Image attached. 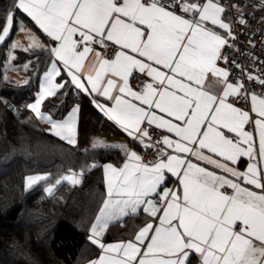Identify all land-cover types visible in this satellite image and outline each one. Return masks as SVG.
<instances>
[{
  "label": "snow or ice",
  "instance_id": "snow-or-ice-1",
  "mask_svg": "<svg viewBox=\"0 0 264 264\" xmlns=\"http://www.w3.org/2000/svg\"><path fill=\"white\" fill-rule=\"evenodd\" d=\"M233 7L245 24L241 7ZM225 12L219 0H13L0 20V43L17 13L53 42L41 44L29 32V46L21 48L52 57L38 98L28 106L50 125L51 135L77 145L78 105L60 121L41 112L44 100L69 82L57 81L63 72L123 132L158 152L145 161L127 145L94 141L93 147L119 148L126 160L122 167L103 166L107 193L89 237L102 254L90 264H264V67L253 74L236 64L249 83L261 86L259 92L218 67V61L228 62L222 55L225 46L233 47L228 38L235 39ZM15 59L10 51L9 60ZM136 73L150 78L139 90L131 84ZM97 96L111 104H100ZM240 100L250 103L254 117L235 106ZM153 126L174 138L153 142ZM241 158H247L246 170L230 166ZM168 174L176 188L167 187ZM61 179L81 183L75 173L55 184ZM41 180L48 176H29L26 186ZM53 187L46 191L52 194ZM141 207L152 220L132 240L101 242L112 223Z\"/></svg>",
  "mask_w": 264,
  "mask_h": 264
},
{
  "label": "trees",
  "instance_id": "trees-1",
  "mask_svg": "<svg viewBox=\"0 0 264 264\" xmlns=\"http://www.w3.org/2000/svg\"><path fill=\"white\" fill-rule=\"evenodd\" d=\"M12 5L13 0H0V20ZM18 19L27 20L21 13L16 14L15 24ZM5 46L0 44L1 54ZM31 53L19 51L15 60H30L27 83L0 80V257L8 264H80L98 252L88 240V229L105 196L101 165L118 162L120 157L108 149L91 148L102 115L92 96L73 90L68 83L52 100L59 101L56 117L73 103L79 106L76 146L22 121L30 114L28 104L51 58L47 51ZM58 80L62 81V76ZM51 103L45 101V107ZM8 104L20 115L16 116ZM84 168L90 170L86 195L64 182L50 196H45L39 186L28 190L23 186L27 174L46 172L52 179L70 169ZM112 227L106 231L105 241L125 237L133 230Z\"/></svg>",
  "mask_w": 264,
  "mask_h": 264
},
{
  "label": "built area",
  "instance_id": "built-area-1",
  "mask_svg": "<svg viewBox=\"0 0 264 264\" xmlns=\"http://www.w3.org/2000/svg\"><path fill=\"white\" fill-rule=\"evenodd\" d=\"M219 2L226 8L224 16L232 26L235 39L228 38L229 44L233 45V47L225 46L222 49V55L228 57V62L225 63L223 60L218 62L230 71V80L235 81L238 77H243L244 83L250 91L255 90L259 92L261 86L249 83L246 74L242 73L241 68L256 74L261 67H264L261 64L264 61V0H219ZM233 5L241 7L242 15L246 20L245 24L239 23L240 14H238L237 9ZM177 11L178 14H182L179 12V9ZM225 36L227 37V34ZM96 50L105 51L98 46ZM107 51L110 52L111 49ZM250 56L252 57L251 60L249 59ZM233 60L236 61L235 64ZM236 64L241 65V68H237ZM136 76L139 79L131 81L134 89L139 90L142 87V82L146 83L150 81V78L144 77L142 74L136 73ZM247 105L248 103H245L243 100L236 103V106L241 108H245ZM149 131L153 142L165 135L163 131L155 127L150 128ZM159 147L161 146L159 145ZM137 154L141 155L145 161H151L158 157L156 148L149 149L144 146L137 151Z\"/></svg>",
  "mask_w": 264,
  "mask_h": 264
},
{
  "label": "crops",
  "instance_id": "crops-1",
  "mask_svg": "<svg viewBox=\"0 0 264 264\" xmlns=\"http://www.w3.org/2000/svg\"><path fill=\"white\" fill-rule=\"evenodd\" d=\"M21 14L27 20L25 22H24L23 19H18V20L22 21L26 25L27 32L28 33L31 32L32 34H34L38 38V40H40L39 42L41 44H45V45H48V46H52L53 45V42L50 40V38L47 37V35L44 34L42 30H40L37 26H35L34 22H32L31 19L29 17H27L26 14H23V13H21ZM209 26L211 27V25H209ZM15 27H16V24L14 25V30L12 31V33H14V31H16L15 30ZM217 30L221 34L226 35V33L224 32V30H222V29H217ZM29 50H41V49L36 48V49H29ZM41 51H44V50H41ZM51 60H52V57L50 58L47 66L45 67V69L41 72V74L39 76L38 86H39V84L41 83V81L43 79L44 72L47 71V69L50 67ZM57 63H58V66H60L61 68L63 67L62 64H59V62H57ZM217 64H218V67H220L222 69H225L224 65L221 64L220 62H217ZM28 70H27V75H28V72H29ZM61 76H62V81H59L58 80L59 77H57V81L58 82L63 83L65 80H68L69 81L68 84L73 88V90L82 92L80 89H77L74 85L71 84L70 78L67 76L66 73H63L62 72V75ZM38 89H39V87H38ZM61 90H65V89L62 88L59 91H61ZM134 90H138V89H134ZM82 93H84V92H82ZM93 95H95V94H93ZM53 98L54 97H48V98H46L44 100V104H45V101L52 100ZM96 100L100 104H105V105H110L111 104L110 101L105 100V98H103L102 96H97L96 97ZM49 106H48L49 107L48 109H50V111H48L46 109V107H45V111H47L49 113V115L52 116L53 119H56V120L60 121V120L66 119L67 116L69 115V113L75 107H77V104L76 103L71 104L70 107H69V109L62 116H60V117H56L55 116V113L57 112V107L59 106V101H56L55 102V99H54V102H52L51 105H49ZM96 109L102 115V123H101V126H100V128H99L96 136L93 138L92 146H93L94 141L100 140V141H103L107 145H127L132 151H135V152H137L140 148L143 147V145H141L139 143V141H134L131 137H129L127 135V133L123 132L122 129L119 126H117L113 121L109 120L97 107H96ZM244 109L250 111V103H248V105ZM250 114L253 117L255 116V114L254 113H251V111H250ZM78 115H79V113H78ZM77 127H78V124H77ZM44 129L45 128H43L42 130H44ZM159 130H161V129H159ZM246 130H251V129L248 128V127H246ZM44 131H46V130H44ZM161 131H163V130H161ZM46 132H48V131H46ZM48 133H50V132H48ZM164 133H165V135H168L170 138H174L173 134L166 133V132H164ZM160 146L162 148L164 147L162 144H160ZM107 149L110 150V151H112V152H114L115 154H117L120 157V160L118 162H106V163H103L101 165L103 185H104V192H105L104 199L106 198L107 185H106V182H105V174H104V167L103 166L104 165H107V164H112L114 167H122L123 166V163L126 160V157H125L123 151H121L119 148H107ZM165 150L168 151V152H172V149H165ZM206 154H208V153H206ZM191 159H192V162L193 163H198L201 166L209 167V170L216 171L217 174H222V173H220V171L218 169H212L210 166L204 165L202 161H197L194 157H191ZM247 163H248L247 158H241V160L238 162L237 165H230V166L235 167V168H238V170H240V171H244V170H246ZM261 166L264 167V165H261ZM168 176H169V178L167 180V187L168 188H176L177 187V184H178V181L176 180L175 177H172L170 174H168ZM102 203H103V201H102ZM102 203H101L100 207L98 208V210H97V212L95 214V217L98 215L99 209L102 207ZM95 217L93 218V220H92V222H91V224L89 226V229H88V240L90 241V243L92 245H94V246H96L98 248V252H97V254L93 258H91V259H89V260H87V261H85L83 263H80V264H90L91 261L97 260L99 258V256L102 254V250L97 245L93 244L91 242V240L89 239V237L91 235L90 228H91L92 223L95 222ZM150 220H152V218L149 217L147 215V213L143 211V207H141L136 214H130L129 216L122 218V221H117V222H114V223H112L110 225V226H113L112 227L113 229L114 228H121L123 230H125V229L127 230L129 228H133L132 232L129 235H127L125 237L117 238V239L112 240V241H105L103 239V237H104V235L106 233L105 232L104 235H103V237H102V241L101 242L104 243V244H110V243H116V242H119V241L132 240L134 238L135 233L139 230V228L140 227H143ZM134 224L136 225V227L135 228L134 227H131V226H134Z\"/></svg>",
  "mask_w": 264,
  "mask_h": 264
},
{
  "label": "rangeland",
  "instance_id": "rangeland-1",
  "mask_svg": "<svg viewBox=\"0 0 264 264\" xmlns=\"http://www.w3.org/2000/svg\"><path fill=\"white\" fill-rule=\"evenodd\" d=\"M21 29H23V30H21ZM15 30L16 31H14V33H12V31H11L10 36L8 38H6L5 42H3V43H6V46L4 48V53L1 54V51H0V60H1L0 80L3 81V82H12V83H15V84H24L25 82L28 81L27 70L30 68V60L27 59V60H25L22 63H16L15 62L16 59L10 61L9 60V53L11 51V55L17 57V53L19 51H23V50H21V48H28V46H29V33L27 32L26 25L22 21H20V20L17 21ZM37 40H38V38H37ZM38 41H40V40H38ZM3 43H0V44H3ZM13 43L18 44L19 47H17L14 50L11 49L10 46ZM32 51L33 50H29L27 52H30L31 53ZM24 65H28L27 70L24 69V67H23ZM5 75L7 76V80H5V78H4ZM38 87H39V89L35 93V96H34L33 100L28 104V106L31 105V104H33V103H35V101L37 100L38 93L40 91V84H39ZM3 100H5V99H3ZM50 101L51 102H54V100H50ZM8 106L13 111V113H15L16 116H19L20 115L19 111L12 104H8ZM48 108H46V109L48 111H50V109H48ZM41 112L44 113L45 115H49V113L47 111H45V104H44V102L41 104ZM22 121H24V122H26V123H28V124H30L32 126L38 127L40 129L45 128L44 130L50 132V125H48L44 121L38 119L37 116L35 115V113H33L31 110H30V114H28V116H26L25 118H23ZM91 148L92 149H95V150L96 149L97 150H107V148H101V147H95L94 148L92 145H91ZM73 173L77 174L78 177L81 179V183L80 184H78V185H72L69 181L62 180V179H61V183L62 182L66 183L67 185H69L71 187V189H76V190L82 191V192L84 191V193L86 195L87 192H89V191H87V189H88L87 188V181H88L89 176H90V170H88V168L76 169V170L70 169L66 173H63V174L62 173H59V175L57 177H54L52 179H49L48 178L47 181L41 180L38 183L32 185L31 187H27L26 186V178L27 177H29V176H36V175H42V176L43 175H47L49 177V174L46 173V172H39V173L27 174L24 177L23 186H24V189H27V190L30 189V188H32V187H34V186H39L41 188V190H42V193L45 196H50L51 194H49L46 191V188L49 187V186H51V185H54V187H53V192H54L55 189H56V187L59 185V184H55V181L57 179H60L63 176L71 175ZM84 189H86V190H84ZM70 202H72V201H70ZM0 260H1L0 261L1 264L2 263L8 264V260L7 259L5 260L4 257H0Z\"/></svg>",
  "mask_w": 264,
  "mask_h": 264
}]
</instances>
